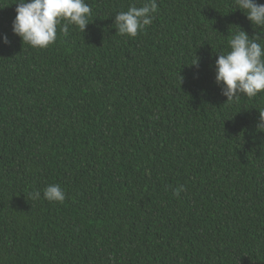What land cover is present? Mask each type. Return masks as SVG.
<instances>
[{
    "label": "trees",
    "instance_id": "trees-1",
    "mask_svg": "<svg viewBox=\"0 0 264 264\" xmlns=\"http://www.w3.org/2000/svg\"><path fill=\"white\" fill-rule=\"evenodd\" d=\"M17 2L0 0V264H264V93L226 103L215 82L239 28H264L235 0H156L129 38L115 15L146 0H85V31L37 49Z\"/></svg>",
    "mask_w": 264,
    "mask_h": 264
},
{
    "label": "clouds",
    "instance_id": "clouds-1",
    "mask_svg": "<svg viewBox=\"0 0 264 264\" xmlns=\"http://www.w3.org/2000/svg\"><path fill=\"white\" fill-rule=\"evenodd\" d=\"M16 4L13 35L33 48L45 49L53 44L58 26L61 33L67 35L69 25L76 26L83 33L89 24L91 7L85 0H18ZM235 5L254 27L264 28V4L257 3V0H235ZM157 11L156 0H146L142 7L130 6L127 11L118 12L114 21L116 34L136 37L138 32L152 24L153 14ZM239 29L228 41L230 50L218 54L215 61V82L227 98L226 103L264 93V45L257 42L261 37L249 38ZM0 39L5 45L10 43L7 35ZM260 129H264V110L259 111L256 124V130L264 132ZM183 190V187L178 188L175 195ZM31 198L40 199L41 193L35 192ZM65 198V191L59 184H50L43 190V199L49 202L63 203Z\"/></svg>",
    "mask_w": 264,
    "mask_h": 264
}]
</instances>
